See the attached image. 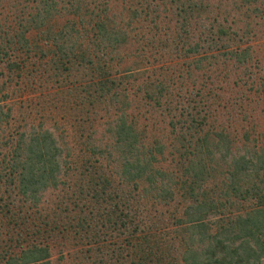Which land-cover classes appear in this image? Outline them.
<instances>
[{
  "label": "trees",
  "instance_id": "obj_1",
  "mask_svg": "<svg viewBox=\"0 0 264 264\" xmlns=\"http://www.w3.org/2000/svg\"><path fill=\"white\" fill-rule=\"evenodd\" d=\"M0 65L34 93L0 98V264H264V0H0Z\"/></svg>",
  "mask_w": 264,
  "mask_h": 264
},
{
  "label": "rangeland",
  "instance_id": "obj_2",
  "mask_svg": "<svg viewBox=\"0 0 264 264\" xmlns=\"http://www.w3.org/2000/svg\"><path fill=\"white\" fill-rule=\"evenodd\" d=\"M4 10V9H3ZM147 60V59H146ZM151 60L152 61H157L153 58H151V56H148V62H146L145 64V67L146 69H144L147 73H150L151 71V67H152V63H151ZM29 62L26 63L27 66H29ZM36 64V63H35ZM35 66V65H33ZM6 68L2 65H0V98L3 99L2 102H4L5 104L8 103V104H12L13 105V109H15V107L17 106V104L19 103V101H22L21 103H27L29 101V99L33 98L34 96V93L31 94L30 92V89L26 90L25 93H19V91H16L14 93H10V88L11 87H14L15 88V85L13 86L12 83H9L7 82L5 79L6 76L4 74ZM157 71V70H156ZM21 75L24 74V72H26V70L22 69L21 71ZM36 72V75H35V79H37L39 77V75L37 74L38 71H35ZM23 76V75H22ZM22 76H21V79H22ZM3 81H6L5 82V87H2L1 85L4 86V84H2ZM18 85L21 83V81H17ZM20 82V83H19ZM23 83V82H22ZM17 87V85H16ZM5 92H7L8 96L7 98H5L2 94H4ZM249 95L252 96V99H251V102L245 106L246 109L249 108V111L251 110V113H256V112H262L264 113V104L263 102L261 101L260 102H257L256 103V95L254 94H251V93H248ZM254 97V98H253ZM32 100V99H31ZM253 116V115H252ZM29 120L32 121L33 123L37 122L36 118H35V115L32 114V115H29ZM51 120L47 119L45 121V124L46 125H49ZM13 128V124H11V129ZM53 197V193L52 191L50 192L49 190L46 191L45 193H43V197L44 200L46 199V201L50 200L51 198ZM58 248H61V249H64L63 251H66L64 247L58 245V244H52V252H51V259L53 261H56L54 264H72L69 260L70 258L68 257L67 254H65L64 252L62 254H64V259L62 258V260H58L57 259V256H58Z\"/></svg>",
  "mask_w": 264,
  "mask_h": 264
}]
</instances>
